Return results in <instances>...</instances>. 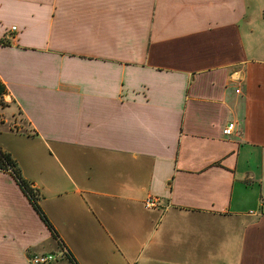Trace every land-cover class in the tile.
Wrapping results in <instances>:
<instances>
[{
    "label": "crops",
    "instance_id": "obj_1",
    "mask_svg": "<svg viewBox=\"0 0 264 264\" xmlns=\"http://www.w3.org/2000/svg\"><path fill=\"white\" fill-rule=\"evenodd\" d=\"M0 79V264H264V0H0Z\"/></svg>",
    "mask_w": 264,
    "mask_h": 264
},
{
    "label": "trees",
    "instance_id": "obj_2",
    "mask_svg": "<svg viewBox=\"0 0 264 264\" xmlns=\"http://www.w3.org/2000/svg\"><path fill=\"white\" fill-rule=\"evenodd\" d=\"M8 94V89L6 85L0 79V106L2 109L7 108V104L4 101L5 96ZM0 170L2 171H10L12 172L14 178L18 181L20 187L23 189L25 194L28 196L30 202L38 212V214L42 217L43 221L53 232V227L49 223L48 219L42 212L39 205V196L37 192L31 187V184L25 180L21 174L20 168L17 162L11 157L10 154L4 153L0 150Z\"/></svg>",
    "mask_w": 264,
    "mask_h": 264
},
{
    "label": "built area",
    "instance_id": "obj_3",
    "mask_svg": "<svg viewBox=\"0 0 264 264\" xmlns=\"http://www.w3.org/2000/svg\"><path fill=\"white\" fill-rule=\"evenodd\" d=\"M15 30V29H14ZM237 94H241V89L240 87L236 89ZM234 129V124L229 125V127L224 131V134L226 136H231L232 132ZM11 171V170H10ZM159 200L156 197H148L144 204L147 209H153L158 206ZM252 215H256L257 217H262L264 216V209L262 208L259 212H251ZM63 255L66 253L63 252ZM58 260V257L56 255H33L30 257V262L31 264H54Z\"/></svg>",
    "mask_w": 264,
    "mask_h": 264
},
{
    "label": "rangeland",
    "instance_id": "obj_4",
    "mask_svg": "<svg viewBox=\"0 0 264 264\" xmlns=\"http://www.w3.org/2000/svg\"><path fill=\"white\" fill-rule=\"evenodd\" d=\"M4 111H5V109L4 108L2 109V107L0 106V121H2L3 118H4V116H3L4 115ZM8 140H9V138H8L7 134L0 132V144L3 143V142H6ZM65 257L68 258L66 256V254H65Z\"/></svg>",
    "mask_w": 264,
    "mask_h": 264
}]
</instances>
